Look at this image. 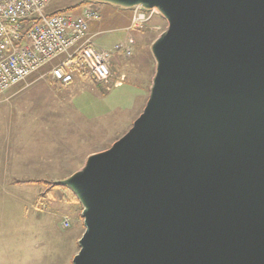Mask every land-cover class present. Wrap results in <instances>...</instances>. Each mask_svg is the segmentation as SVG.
Segmentation results:
<instances>
[{
  "label": "water",
  "instance_id": "water-1",
  "mask_svg": "<svg viewBox=\"0 0 264 264\" xmlns=\"http://www.w3.org/2000/svg\"><path fill=\"white\" fill-rule=\"evenodd\" d=\"M104 1L166 27L142 112L59 181L83 205L72 264H264V0Z\"/></svg>",
  "mask_w": 264,
  "mask_h": 264
},
{
  "label": "rangeland",
  "instance_id": "rangeland-1",
  "mask_svg": "<svg viewBox=\"0 0 264 264\" xmlns=\"http://www.w3.org/2000/svg\"><path fill=\"white\" fill-rule=\"evenodd\" d=\"M82 1L50 0L49 6ZM108 3L83 6L100 13L97 28L114 26L124 14L130 19L123 30L104 31L91 41L107 50L130 39L133 45L130 55L112 61L107 79L59 83L45 74L46 66L0 94V160L11 164L0 168V264H72L85 228L83 205L71 188L56 185L107 150L145 106L155 67L152 44L166 20L156 7ZM117 10L123 13L113 14ZM142 14L141 26L131 28L132 17Z\"/></svg>",
  "mask_w": 264,
  "mask_h": 264
},
{
  "label": "built area",
  "instance_id": "built-area-1",
  "mask_svg": "<svg viewBox=\"0 0 264 264\" xmlns=\"http://www.w3.org/2000/svg\"><path fill=\"white\" fill-rule=\"evenodd\" d=\"M49 2L0 0V94L46 66L45 74L59 83L81 76L104 81L112 61L131 54V39L111 50L91 41L89 23L99 19L94 9L48 12ZM143 19V14L133 16L130 27L139 28Z\"/></svg>",
  "mask_w": 264,
  "mask_h": 264
},
{
  "label": "crops",
  "instance_id": "crops-1",
  "mask_svg": "<svg viewBox=\"0 0 264 264\" xmlns=\"http://www.w3.org/2000/svg\"><path fill=\"white\" fill-rule=\"evenodd\" d=\"M109 4V3H108ZM114 5V4H113ZM48 9H49V11H54V10H57V9H60V8H63L64 6H61V7H52L51 8V6H49V3H48ZM122 8H124V7H122ZM80 12V11H79ZM122 14L123 12L122 11H119V10H117V11H114L113 12V14ZM126 16V17H125ZM123 21H128L129 19H130V16L129 15H127V14H124V16H123ZM100 20H101V16H100V18H99ZM100 20H99V22H100ZM123 21H117V22H114L113 24H114V26H106V27H109V28H102V24H100L99 25V27L97 28L96 27V25L99 23L98 22V20H97V22H94V20L93 21H91L90 23H89V28H88V32H89V35L91 36V38H92V40L94 39V37L95 36H97L98 34H100V33H102V32H104V31H113L114 29H116V28H118L120 31L121 30H123L124 29V24H123ZM119 22V23H118ZM126 26V25H125ZM93 42H94V40H93ZM96 44V43H95ZM97 45V47H99V48H102V49H104V44H101V43H99V44H96ZM11 164L10 163H3V161L2 160H0V168L2 167L3 169H7V167H9ZM80 238V236H78V238H77V240ZM75 254V253H74Z\"/></svg>",
  "mask_w": 264,
  "mask_h": 264
},
{
  "label": "trees",
  "instance_id": "trees-1",
  "mask_svg": "<svg viewBox=\"0 0 264 264\" xmlns=\"http://www.w3.org/2000/svg\"><path fill=\"white\" fill-rule=\"evenodd\" d=\"M88 4L89 5H92L90 1L84 0V1H82L80 3H77L76 5H71V6H68V7L60 8V9H57V10H54V11H49V12H59V11L60 12H64V11L72 12L73 11V8H76L77 7L79 9L80 8L83 9L84 8L83 6L84 5H88ZM98 14L100 16V13L99 12H98ZM24 23H25V25H28L29 24V21H25ZM81 77H86V76H81ZM72 81H74V80H72ZM56 186L57 187H61L62 189H67L63 184H57ZM67 190L71 193V196H73L75 199L77 198V196H75V193H73L72 190H70V189H67Z\"/></svg>",
  "mask_w": 264,
  "mask_h": 264
},
{
  "label": "bare ground",
  "instance_id": "bare-ground-1",
  "mask_svg": "<svg viewBox=\"0 0 264 264\" xmlns=\"http://www.w3.org/2000/svg\"><path fill=\"white\" fill-rule=\"evenodd\" d=\"M89 1V0H88ZM90 2H92V1H90ZM114 3V5H117V3H118V5H120L121 7H124V8H126V7H130V6H126V5H124V3L122 4V3H120V2H115V1H110V4H113ZM122 4V5H121ZM131 6H133V5H131ZM143 7V6H142ZM155 6H153L152 7V10H155V11H157V9H155L154 8ZM92 8V7H91ZM92 9H94V8H92ZM95 10V9H94ZM96 11V10H95ZM97 12V11H96ZM98 13V12H97ZM155 68V67H154ZM154 74V73H153ZM152 80V79H151ZM79 248V247H78Z\"/></svg>",
  "mask_w": 264,
  "mask_h": 264
}]
</instances>
